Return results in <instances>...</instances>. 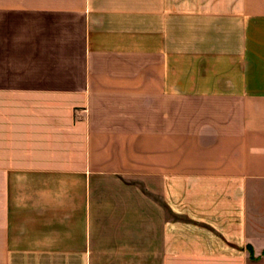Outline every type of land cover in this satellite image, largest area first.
I'll return each mask as SVG.
<instances>
[{"label":"crops","instance_id":"obj_1","mask_svg":"<svg viewBox=\"0 0 264 264\" xmlns=\"http://www.w3.org/2000/svg\"><path fill=\"white\" fill-rule=\"evenodd\" d=\"M0 264H264V0H0Z\"/></svg>","mask_w":264,"mask_h":264}]
</instances>
